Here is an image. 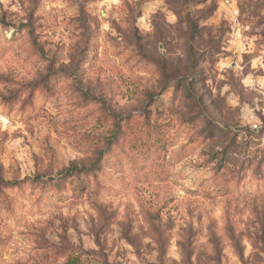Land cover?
Listing matches in <instances>:
<instances>
[{
	"label": "clouds",
	"instance_id": "clouds-1",
	"mask_svg": "<svg viewBox=\"0 0 264 264\" xmlns=\"http://www.w3.org/2000/svg\"><path fill=\"white\" fill-rule=\"evenodd\" d=\"M219 2L0 0V264L102 257L109 213L189 139L264 157V63L242 59L264 60V0Z\"/></svg>",
	"mask_w": 264,
	"mask_h": 264
},
{
	"label": "rangeland",
	"instance_id": "rangeland-1",
	"mask_svg": "<svg viewBox=\"0 0 264 264\" xmlns=\"http://www.w3.org/2000/svg\"><path fill=\"white\" fill-rule=\"evenodd\" d=\"M227 3L220 0L216 7L227 13ZM3 16L6 22L7 13ZM254 55L242 56L246 76L264 72L255 66L264 63L259 57L248 64ZM97 126L103 125L97 121L92 127ZM191 145L196 142L189 139L174 153L173 171L145 172L127 193L128 202L109 213L102 257L85 239L66 264L99 259L104 264H256L262 259L249 254L253 248L264 251V200L257 195L264 183V157L244 164L233 158L231 145L221 152Z\"/></svg>",
	"mask_w": 264,
	"mask_h": 264
}]
</instances>
